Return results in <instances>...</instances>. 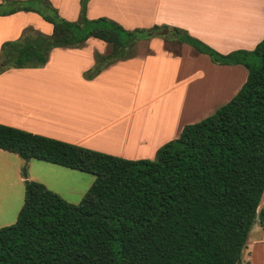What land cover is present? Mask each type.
Here are the masks:
<instances>
[{
    "label": "trees",
    "instance_id": "trees-1",
    "mask_svg": "<svg viewBox=\"0 0 264 264\" xmlns=\"http://www.w3.org/2000/svg\"><path fill=\"white\" fill-rule=\"evenodd\" d=\"M81 0L74 21L51 0H1L0 16L34 12L52 25L28 27L0 52V74L47 64L56 47L79 48L91 37L110 53L96 52L83 73L131 58L137 41L167 26L126 29L105 16L89 18ZM218 64H241L247 79L236 95L206 118L184 126L154 159H127L0 123V148L95 175L78 203L46 185L25 180L24 204L14 224L0 228V264H242L250 231L264 208V38L254 49L218 52L173 28ZM30 33H34L31 35Z\"/></svg>",
    "mask_w": 264,
    "mask_h": 264
},
{
    "label": "crops",
    "instance_id": "crops-1",
    "mask_svg": "<svg viewBox=\"0 0 264 264\" xmlns=\"http://www.w3.org/2000/svg\"><path fill=\"white\" fill-rule=\"evenodd\" d=\"M51 1L64 18L71 21L78 18L81 0ZM250 3L254 12L255 0H241L240 5L248 10ZM226 6L215 0H88L87 16L93 19L106 15L130 30L158 25L167 26L170 32L177 27L223 54L238 49H254L264 38V0L260 5L261 22L255 25L256 20H249L254 23L251 25L254 29H250L248 22L244 29L234 26L231 9ZM102 7L108 10L101 14L99 9ZM28 27L46 34L52 33V25L34 12L20 11L0 16V52L5 41L19 38ZM258 32H261L259 37ZM98 40L100 39L91 37L82 47H58L51 51L47 66L43 68H47L58 54V57L64 56L72 60L77 68V79L57 83L59 87H72L73 90L69 94L58 93L56 97L47 100L45 105H33L35 97L32 92L22 90L25 87L31 88L36 83L27 80L6 82L8 70L1 73L0 104L3 103L4 108L0 110V123L127 159L154 158L162 145L179 137L185 125L206 118L218 109V105L229 102L247 79L246 70L239 64L214 63L204 53L179 41L176 43L177 50L172 51L164 38L146 41L150 52L144 56L136 55L119 60L104 68L93 79H85L83 73L96 64V52H107L109 45ZM162 66L169 67L167 77L160 82L164 88L160 92H153L146 77ZM19 69H23L19 73L25 72L24 68ZM204 69L216 72V78H213V74L208 79ZM37 70L39 69H26V72ZM171 71L183 76L176 86H173ZM222 72L231 74L229 84L217 80L218 73ZM219 79H223V75ZM181 84L183 87H191L193 92L190 96L194 94L202 99L201 104L207 99L212 104L219 103L204 112L201 104L192 107L191 103L189 106L184 103L175 110L161 107L156 113L148 111L146 116L141 115V111L153 99L159 95H169L172 88ZM18 86L20 92L3 91L8 87L17 89ZM17 94H22L19 99ZM15 102H25L27 105H17ZM150 121H153V127L145 125V122ZM8 156L13 158L14 175L11 184L19 192L18 185L22 186L26 180L22 174L25 161L16 153L9 152ZM27 162L30 166L29 179L46 184L64 198V194L58 190L63 189L62 185L72 187L71 196H77L80 201L95 180L82 171L42 160L30 159ZM65 177L77 179L78 183L75 180L64 182ZM79 182L83 184L80 185ZM78 200L71 201L78 203ZM0 220L4 221L3 225H9L14 217L8 218L3 212L0 213Z\"/></svg>",
    "mask_w": 264,
    "mask_h": 264
},
{
    "label": "rangeland",
    "instance_id": "rangeland-1",
    "mask_svg": "<svg viewBox=\"0 0 264 264\" xmlns=\"http://www.w3.org/2000/svg\"><path fill=\"white\" fill-rule=\"evenodd\" d=\"M209 1H214V0H209ZM218 2H223L226 7L231 11L232 17H233V22L234 26H236L238 29H244L246 22H248V25L250 26V29H254L253 26L254 23L249 22V20H256L257 23L255 25H258L261 22L262 15L260 13V5L262 0H257L258 2L254 3V9L255 11L253 12V5L250 3V6L248 10H246V7L240 5L241 0H215ZM244 9V10H242ZM101 14L105 13L108 9L106 7H102L99 9ZM107 17L106 15H103ZM102 17V16H101ZM99 18V17H97ZM109 19H112L110 17H107ZM251 18V19H250ZM113 20V19H112ZM228 25V22H227ZM261 25V24H260ZM244 26V27H242ZM258 27V26H257ZM257 29V28H256ZM260 29V28H259ZM24 32V31H23ZM31 35H34V33H30ZM257 36H261V32L257 33ZM152 38H164L167 43H168V48L172 51L177 50V41L178 37L175 36L171 31L167 35H159L155 36ZM151 38L148 39H141L137 41L135 47L130 50V53L134 54L133 57L138 56H144L145 54L150 52L149 46L146 41L150 40ZM100 42H103L101 40H98ZM188 47H192L188 43H184ZM58 48V47H56ZM100 48V47H98ZM106 53H110L111 47L108 46ZM142 54V55H139ZM208 56L207 54H205ZM209 57V56H208ZM209 59H211L209 57ZM49 61V60H48ZM213 62V61H212ZM215 63V62H214ZM113 64V63H112ZM201 64V63H200ZM241 65V64H239ZM47 66V65H45ZM247 72L245 66L241 65ZM198 67V66H196ZM43 68V67H41ZM25 72L19 73V68L11 67L7 69L9 72L6 75L5 81H33L36 83L33 85L31 88L25 87V89H22L24 91H31L33 96L35 97V101L33 105H45L46 101L49 100L51 97H56L57 94H69V91L71 92L73 90L72 87H59L57 83L60 81L62 82H73L74 80L77 79L76 77V71L77 68L76 66L72 63L71 59L65 58L64 56H59L56 54L54 58L52 59L51 64L47 68L40 69L39 68H24ZM26 69H39L34 72H26ZM206 71V74H208V79L212 77L214 74L213 78H216L217 74L216 72L211 71L210 69H204ZM6 71V70H5ZM4 71V72H5ZM169 72V67L168 66H162L156 68L154 71L150 72L148 76L146 77L147 83H150L148 85H151V89L153 92H160L163 90L164 86L160 84V82L163 80L164 77H167ZM171 75L173 78V86H176L178 82L183 78L182 74L176 73L174 71H171ZM219 77L217 80H222L225 81L226 83H230L231 81V74L228 72H222L218 73ZM223 75V79H219L220 76ZM84 77V76H83ZM86 79V78H85ZM118 87V86H117ZM183 84L179 85L178 87L172 88L171 92L169 95L164 96V95H159L155 99H153L150 103L149 106L141 111V115L146 116V112L152 111V112H158V110L162 109L161 107L165 109H170L172 108L173 110L181 107L184 103L189 106V104H192V107L195 105L201 104L202 99L196 97L194 94L190 96V94L193 92V89L191 87H183ZM242 87V86H241ZM131 88H134V84H132ZM180 88L179 90H177ZM20 87L18 86L17 89L11 87V88H5L3 89L4 93H15V92H20ZM187 93V96L185 95ZM14 96V94H11ZM22 94H17V98L19 99ZM190 96V97H189ZM210 99H207L206 101H203L201 104V110L207 111L213 106H216L218 103H210ZM227 102V101H226ZM226 102L221 103L218 105L216 108H219L220 106L224 105ZM18 103L17 105H27L25 102H15ZM4 104H0V110H3ZM16 105V106H17ZM160 113V112H159ZM140 114V113H139ZM158 117V116H157ZM148 120V119H147ZM149 121V120H148ZM193 122V121H192ZM156 123V121H154ZM144 125V124H143ZM146 126L153 127V121L150 122H145ZM143 127V126H142ZM145 128V127H144ZM0 163L2 162V166H0V174L2 177H0V213L5 212L6 216L10 218L11 216L14 217V221L11 224H14L17 220L18 214L24 204V198H25V184H21L22 186L18 185L19 187V192L17 189H15V186L12 185V178H13V165H12V157L10 159L9 152L8 151H3L0 150ZM11 153V152H10ZM13 153V152H12ZM156 156V155H155ZM155 158V157H154ZM150 158V159H154ZM23 159V158H21ZM25 161V164L22 168V174L24 176V170L27 172V177H24L25 179H29V172H30V166L28 165L27 160L23 159ZM87 175H91L95 179V175L92 173L84 172ZM46 174V173H45ZM49 176L51 174L49 173ZM31 180V179H29ZM70 180H75L74 182L77 184L78 180L73 179L71 177H65L64 182H68ZM36 181V180H35ZM40 182V181H38ZM42 183V182H41ZM80 185H82V182H79ZM44 184V183H43ZM93 184V181H92ZM24 185V187H23ZM46 185V184H44ZM47 186V185H46ZM63 189H59L62 194L65 196V200L71 203H76L72 202L71 200H78L77 196L72 197V187H65V185L61 186ZM49 188V187H48ZM51 188H55L51 186ZM15 189V190H14ZM50 189V188H49ZM52 190V189H50ZM82 190V189H81ZM88 190V189H87ZM53 191V190H52ZM56 192V191H54ZM58 193V192H56ZM85 194V193H84ZM60 195V194H59ZM83 196V195H82ZM79 201V200H78ZM77 201V202H78ZM264 208V194L262 197L261 204L258 208V215L260 210ZM15 213V215H14ZM4 221L0 220V228L3 226ZM9 224V225H11ZM242 264H264V224L262 225L260 223L259 216L256 218L255 224L253 225L250 234H249V239L247 242V245L244 249L243 252V257H242Z\"/></svg>",
    "mask_w": 264,
    "mask_h": 264
},
{
    "label": "water",
    "instance_id": "water-1",
    "mask_svg": "<svg viewBox=\"0 0 264 264\" xmlns=\"http://www.w3.org/2000/svg\"><path fill=\"white\" fill-rule=\"evenodd\" d=\"M169 33V28H164L162 31H160V35H167ZM24 177H27V172L24 170Z\"/></svg>",
    "mask_w": 264,
    "mask_h": 264
}]
</instances>
